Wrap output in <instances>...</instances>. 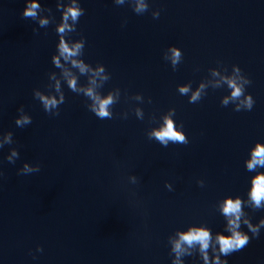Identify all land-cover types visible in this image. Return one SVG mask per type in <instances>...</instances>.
Returning a JSON list of instances; mask_svg holds the SVG:
<instances>
[{"label":"water","instance_id":"obj_1","mask_svg":"<svg viewBox=\"0 0 264 264\" xmlns=\"http://www.w3.org/2000/svg\"><path fill=\"white\" fill-rule=\"evenodd\" d=\"M61 42L83 47L65 60ZM169 121L187 143L156 139ZM259 148L264 0H0V264H206L180 241L193 229L210 233L207 264H264V201L251 199L264 168L247 166ZM236 200L249 242L224 256Z\"/></svg>","mask_w":264,"mask_h":264},{"label":"clouds","instance_id":"obj_2","mask_svg":"<svg viewBox=\"0 0 264 264\" xmlns=\"http://www.w3.org/2000/svg\"><path fill=\"white\" fill-rule=\"evenodd\" d=\"M122 2V0H120ZM39 6L36 3H31L29 4L23 11V15L25 17H32L34 18L36 16V9ZM137 11H146V5L141 4L138 8ZM83 13L80 11L79 8L73 7L69 8L67 13L64 16L65 23L63 26H61L58 31L63 34L65 31H72V29L69 27L67 24V20L69 16L73 21L78 20V18L82 15ZM158 17V16H157ZM46 23V22H42ZM83 47L82 44H76L72 48H69L67 44H64L61 42L60 46V55L65 59L68 60L70 57L77 56ZM173 54V63H176L179 61L180 57V52L173 49L172 50ZM57 65H59V61H56ZM73 66L78 67L81 73H84L86 71V68L84 64L82 63H77L76 61H73ZM102 71V69H101ZM96 73H94L95 75ZM69 87L75 91L76 90V81L75 79H70L68 81ZM230 86L233 87V98H238L242 95L241 91L239 88H236L234 84L230 83ZM188 89L187 88H182L181 92L182 93H187ZM89 97H92L93 99H97L92 90L89 89L87 90L86 93ZM199 99V92H196L192 95L190 102L195 103ZM251 100L249 99L248 103L251 104ZM112 103L111 97H106L103 100H97L98 107L94 109L95 115L100 118H110V113L108 112V106ZM43 104L45 107V110L48 112H51V110L55 107H57V102L54 99H49V98H43ZM31 123V121L27 118L24 117L21 120H17L16 124L18 126H23L24 124ZM162 144L165 146L167 145L168 141L172 142H179V143H187L185 140V137L183 135H180L177 133V131L174 130L173 124L169 121L167 122L166 125V130L162 132V134L158 135L156 137ZM7 142H10V137L7 139ZM13 155H16L14 152ZM248 169L250 171H253L257 168V166L264 168V148H259V150L254 151L251 160L248 162ZM40 169L37 167L36 169L29 168L27 165L24 166V171L21 172L22 174H28L34 172H38ZM251 199L256 205V207L261 206V201H264V176H260L258 174L257 178L254 181V187L251 191ZM224 215L225 216H231L234 217V219L229 221V224L232 226V235L231 236H218L217 240L220 245V253L223 254L224 256H228L229 254L243 249L249 242V237L243 233H240L238 231H235V229L239 228V221H240V214H241V202L239 200H236L235 202L228 201L226 203V206L223 209ZM258 231V230H257ZM180 241L183 243L187 244L188 246H192L194 244H199L202 253L204 254V259L207 264V249L209 248L210 241H211V236L210 233L206 230L203 229H193L190 230L188 233L181 234L180 236ZM175 251L179 255L180 252L183 251L181 247V243L177 242L175 244ZM215 264H227V262H220L218 257L215 258Z\"/></svg>","mask_w":264,"mask_h":264}]
</instances>
